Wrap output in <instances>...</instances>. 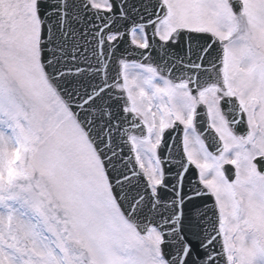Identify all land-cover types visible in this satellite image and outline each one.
<instances>
[{
	"label": "snow or ice",
	"instance_id": "obj_1",
	"mask_svg": "<svg viewBox=\"0 0 264 264\" xmlns=\"http://www.w3.org/2000/svg\"><path fill=\"white\" fill-rule=\"evenodd\" d=\"M0 264H264V0H0Z\"/></svg>",
	"mask_w": 264,
	"mask_h": 264
}]
</instances>
